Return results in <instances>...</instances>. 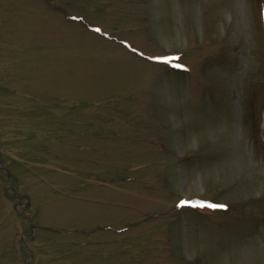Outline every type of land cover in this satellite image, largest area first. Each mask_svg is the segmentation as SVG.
Returning a JSON list of instances; mask_svg holds the SVG:
<instances>
[{
  "label": "rangeland",
  "instance_id": "obj_1",
  "mask_svg": "<svg viewBox=\"0 0 264 264\" xmlns=\"http://www.w3.org/2000/svg\"><path fill=\"white\" fill-rule=\"evenodd\" d=\"M0 264H264V0H0Z\"/></svg>",
  "mask_w": 264,
  "mask_h": 264
},
{
  "label": "snow or ice",
  "instance_id": "obj_2",
  "mask_svg": "<svg viewBox=\"0 0 264 264\" xmlns=\"http://www.w3.org/2000/svg\"><path fill=\"white\" fill-rule=\"evenodd\" d=\"M97 31H100V29H97ZM156 59H159V60H162V61H165V62L168 61V58L167 57H157ZM180 203H181V206H183L185 204H193V201L183 200ZM200 206H203V205H200ZM208 206L209 207H213V208H217V207H227L226 205H216V204H210Z\"/></svg>",
  "mask_w": 264,
  "mask_h": 264
}]
</instances>
